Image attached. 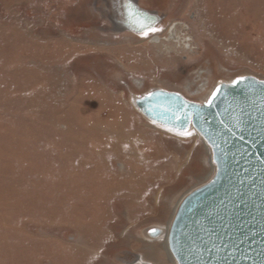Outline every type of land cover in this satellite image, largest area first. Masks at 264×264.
Listing matches in <instances>:
<instances>
[{
  "label": "rangeland",
  "instance_id": "374dc122",
  "mask_svg": "<svg viewBox=\"0 0 264 264\" xmlns=\"http://www.w3.org/2000/svg\"><path fill=\"white\" fill-rule=\"evenodd\" d=\"M130 2L157 31L118 0H0V264H176L163 233L212 149L137 100L264 81V0Z\"/></svg>",
  "mask_w": 264,
  "mask_h": 264
},
{
  "label": "water",
  "instance_id": "95a60500",
  "mask_svg": "<svg viewBox=\"0 0 264 264\" xmlns=\"http://www.w3.org/2000/svg\"><path fill=\"white\" fill-rule=\"evenodd\" d=\"M125 27H154L156 14L121 0ZM239 81V83H237ZM149 119L193 127L211 146L213 180L190 193L172 222L169 248L177 264H264V81L247 76L214 88L205 103L157 89L137 100Z\"/></svg>",
  "mask_w": 264,
  "mask_h": 264
},
{
  "label": "bare ground",
  "instance_id": "6f19581e",
  "mask_svg": "<svg viewBox=\"0 0 264 264\" xmlns=\"http://www.w3.org/2000/svg\"><path fill=\"white\" fill-rule=\"evenodd\" d=\"M122 14H123V13H122ZM123 16H124V15H123ZM124 17H125V16H124ZM173 32H174V31H173ZM167 39H168V38H167ZM162 40H164V39H161L159 36H156V38H155V43H161ZM164 41H165V40H164ZM185 42H188V40L185 41ZM162 45H163V44H162ZM189 48H191V45H190ZM204 88H205V87H204ZM202 91H203V88H202ZM211 93H212V92H210V93L207 94V96H206L207 100L209 99ZM137 107H138V109L140 110L138 104H137ZM140 111H141V113L145 116V114L143 113V111H142V110H140ZM145 117H146L148 120H150L151 122L155 123V124L162 125V124H160V123H157V122H155V121L149 119L147 116H145ZM162 126H164V125H162ZM164 127H166V126H164ZM166 128H168V127H166ZM191 128H193V127H191ZM169 129H171V128H169ZM189 129H190V128H189ZM172 130H174V129H172ZM175 131H178V130H175ZM180 132H184V131H180ZM203 139H204V138H203ZM204 141H205V144L207 145V147H209L210 145L206 142L205 139H204ZM210 147H211V146H210ZM209 149H210V148H209ZM211 149H212V148H211ZM210 157H211V158H210L211 172H213V173H214V176H215V173H216L217 167H216V163H215V161H214V159H213V150H211V152H210ZM210 174H212V173H210ZM214 176H213V178H214ZM212 180H213V179H212ZM212 180H211V181H212ZM209 183H210V182H209ZM186 197H187V196H186ZM186 197H185V198H186ZM185 198L183 197L182 200L179 202V204L177 205V208L175 209V212H174V213L177 214L178 209H179L181 203L183 202V200H184ZM176 214H175V216H176ZM175 216H174V218H175ZM173 220H174V219H173ZM172 222H173V221H172ZM172 222L169 223L168 226L166 227V231L163 233V234H164V235H163V240H164V243H165V247H166V249H168L167 251H168L169 255L172 257V259L174 260V262L177 264L175 258L173 257V255H172V253H171V251H170V248H169V235H170V229H171Z\"/></svg>",
  "mask_w": 264,
  "mask_h": 264
},
{
  "label": "snow or ice",
  "instance_id": "6c2138e0",
  "mask_svg": "<svg viewBox=\"0 0 264 264\" xmlns=\"http://www.w3.org/2000/svg\"><path fill=\"white\" fill-rule=\"evenodd\" d=\"M127 7L129 9V16L130 17H135L136 16V13H134L132 11V5L130 4V0H129V3L127 4ZM137 25L141 31V34L142 35H148L149 34V31H157L158 29L154 28V27H151V25L149 23H147L146 21H141L139 19H137ZM237 83H239V81H237ZM182 135H190V133H181ZM156 230H153V232H155Z\"/></svg>",
  "mask_w": 264,
  "mask_h": 264
}]
</instances>
